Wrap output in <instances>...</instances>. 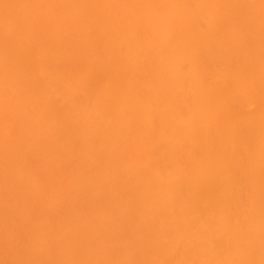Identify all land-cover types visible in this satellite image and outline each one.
I'll return each mask as SVG.
<instances>
[{"label": "bare ground", "instance_id": "1", "mask_svg": "<svg viewBox=\"0 0 264 264\" xmlns=\"http://www.w3.org/2000/svg\"><path fill=\"white\" fill-rule=\"evenodd\" d=\"M0 264H264V0H0Z\"/></svg>", "mask_w": 264, "mask_h": 264}]
</instances>
